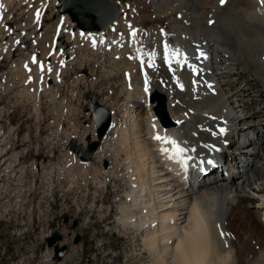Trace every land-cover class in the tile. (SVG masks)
Returning a JSON list of instances; mask_svg holds the SVG:
<instances>
[{"label":"bare ground","instance_id":"6f19581e","mask_svg":"<svg viewBox=\"0 0 264 264\" xmlns=\"http://www.w3.org/2000/svg\"><path fill=\"white\" fill-rule=\"evenodd\" d=\"M141 3L133 20L119 19L104 31L78 36L85 45L84 60L94 62L99 57L119 64L104 79L117 77L120 70L135 71H129L126 87L119 83L125 101L111 122L118 125L111 131L110 126L101 139L109 131L110 135L94 156L98 164L110 158L111 167L104 176L103 167L77 156L82 185L106 190L108 177L127 185L117 222L123 229L141 232L151 264H264V1ZM143 13L150 23L168 21L166 29L145 30L148 36L157 34L159 41L132 37L134 29L137 33L141 29L138 15ZM68 17L65 21L74 25ZM165 42L181 50L186 58L183 66L173 61L169 70L163 59ZM153 51L156 66L150 68L146 53ZM153 92L166 100L171 121L165 129L150 103ZM110 101L105 98L103 104ZM228 124L239 125L238 135L245 136L246 146L230 149L229 163L222 168L208 161L213 159L212 151L227 141ZM157 134L188 149L183 168L195 175L191 183L172 178L170 170L182 172V168L161 151L171 146L155 140ZM95 139L92 129L78 144L84 149ZM71 179L70 187H77V176Z\"/></svg>","mask_w":264,"mask_h":264},{"label":"rangeland","instance_id":"374dc122","mask_svg":"<svg viewBox=\"0 0 264 264\" xmlns=\"http://www.w3.org/2000/svg\"><path fill=\"white\" fill-rule=\"evenodd\" d=\"M58 2L0 0V264H151L141 232L123 229L117 222L127 185L108 177V189L91 183L85 189L76 169L79 158L70 149V141L79 143L90 130L96 136L91 103L106 108L112 122L125 101L119 83L125 86L135 71L120 70L117 77L104 79L119 64L99 57L84 60L85 45L79 38L84 33L55 10ZM112 2L118 20L127 21L142 4ZM146 15H138L137 36L159 41L157 34L148 36L145 30L166 29L168 21L150 23ZM109 97L113 101L103 104ZM115 125L110 123V131ZM94 156L86 162L103 167L106 176L112 160L98 164ZM73 175L78 180L75 188L70 187ZM55 227L67 247L60 262L46 245L48 231Z\"/></svg>","mask_w":264,"mask_h":264},{"label":"water","instance_id":"95a60500","mask_svg":"<svg viewBox=\"0 0 264 264\" xmlns=\"http://www.w3.org/2000/svg\"><path fill=\"white\" fill-rule=\"evenodd\" d=\"M55 10L60 15H68L76 24V29L82 32H99L109 27L118 19L116 5L112 0H59ZM151 104L154 112L162 122L169 120L166 111V100L162 94L157 92L151 96ZM90 113L93 116L97 139L102 138L110 128L111 117L108 110L98 103H91ZM71 151L83 160H90L98 147L95 140L88 144L86 150L81 149L76 141H71ZM67 222V219L65 220ZM63 235L59 228H52L48 231L46 245L53 250V258L60 262L66 253L67 247L61 244Z\"/></svg>","mask_w":264,"mask_h":264},{"label":"snow or ice","instance_id":"6c2138e0","mask_svg":"<svg viewBox=\"0 0 264 264\" xmlns=\"http://www.w3.org/2000/svg\"><path fill=\"white\" fill-rule=\"evenodd\" d=\"M223 2V0H222ZM0 7H2V5H0ZM37 19H39V13H37ZM83 35V34H82ZM132 37L135 38L137 35V31L134 29L131 33ZM95 46V45H93ZM139 49L137 50V52L139 53ZM146 55L148 56V67L150 68H154L156 65L154 64V59L157 55V53L155 51L150 52V53H146ZM201 55L203 56V53H201ZM137 59H140V56L138 55L136 57ZM164 62L168 65L169 70H172V62L175 61L177 65L183 66V63L186 62V58H184V54L181 52V50L179 48H171L170 45H168L166 42L164 43V56H163ZM33 63H37L35 57L33 58ZM144 64V60L141 59V65ZM44 65L40 64V70L44 71ZM48 71H52L51 68H48ZM193 72L196 71L195 68L192 69ZM147 84H148V78L147 75L145 74V88L144 91L145 93L148 92V88H147ZM177 84L178 86L183 89V85L179 84V81L177 80ZM179 123V121L177 122ZM221 132H223L224 130L221 129ZM154 139L161 142V144H167L170 145L171 148H162L161 151L164 153H171L169 158L170 159H183L184 158V154L188 151V149H186L185 147L181 146V143H179L177 140L169 137V136H161L159 134H157L156 136H154ZM192 151H195V149H192ZM209 163H212V161H208ZM223 235V234H222Z\"/></svg>","mask_w":264,"mask_h":264}]
</instances>
